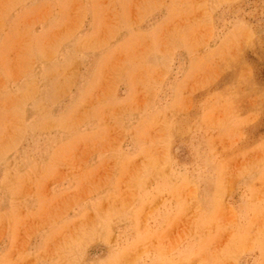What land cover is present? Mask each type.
<instances>
[{
	"label": "rangeland",
	"instance_id": "obj_1",
	"mask_svg": "<svg viewBox=\"0 0 264 264\" xmlns=\"http://www.w3.org/2000/svg\"><path fill=\"white\" fill-rule=\"evenodd\" d=\"M0 264H264V0H0Z\"/></svg>",
	"mask_w": 264,
	"mask_h": 264
}]
</instances>
